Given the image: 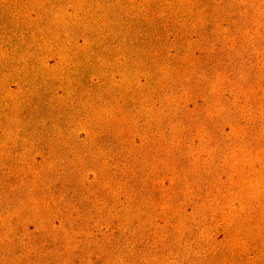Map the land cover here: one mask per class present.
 Here are the masks:
<instances>
[{
	"label": "rangeland",
	"instance_id": "obj_1",
	"mask_svg": "<svg viewBox=\"0 0 264 264\" xmlns=\"http://www.w3.org/2000/svg\"><path fill=\"white\" fill-rule=\"evenodd\" d=\"M0 264H264V0H0Z\"/></svg>",
	"mask_w": 264,
	"mask_h": 264
}]
</instances>
